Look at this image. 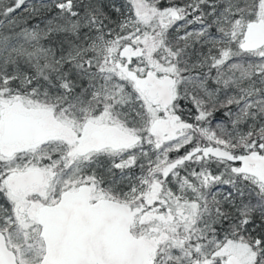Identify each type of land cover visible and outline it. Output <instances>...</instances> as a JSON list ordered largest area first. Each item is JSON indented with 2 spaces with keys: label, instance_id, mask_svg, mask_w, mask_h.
Returning <instances> with one entry per match:
<instances>
[{
  "label": "snow or ice",
  "instance_id": "snow-or-ice-1",
  "mask_svg": "<svg viewBox=\"0 0 264 264\" xmlns=\"http://www.w3.org/2000/svg\"><path fill=\"white\" fill-rule=\"evenodd\" d=\"M0 264H264V0H0Z\"/></svg>",
  "mask_w": 264,
  "mask_h": 264
}]
</instances>
